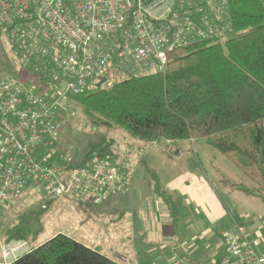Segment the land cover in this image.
Segmentation results:
<instances>
[{
    "label": "built area",
    "instance_id": "1",
    "mask_svg": "<svg viewBox=\"0 0 264 264\" xmlns=\"http://www.w3.org/2000/svg\"><path fill=\"white\" fill-rule=\"evenodd\" d=\"M188 1L0 0V27L22 67L41 68V82L69 96L103 76L108 83L111 72H164L168 50L218 33L210 15L197 22L188 11L175 9ZM58 113L57 99L42 86L0 75V225L11 196L36 188H44L49 198L70 197L81 204L124 192L126 171L110 155L81 163L50 156ZM218 236L224 247L215 264H264V252L244 225L222 227ZM9 243L0 248L5 264L30 247L22 239Z\"/></svg>",
    "mask_w": 264,
    "mask_h": 264
},
{
    "label": "trees",
    "instance_id": "2",
    "mask_svg": "<svg viewBox=\"0 0 264 264\" xmlns=\"http://www.w3.org/2000/svg\"><path fill=\"white\" fill-rule=\"evenodd\" d=\"M180 2L175 9L195 21L206 15V0ZM220 3L221 0H218ZM224 13L211 12L223 34L211 33L167 51L164 72L118 78L108 86L85 88L69 95L81 106L91 127H121L133 138L173 144L205 138L252 183L240 186L264 199V0H223ZM218 26V25H217ZM27 70L43 78L41 68ZM121 76V75H120ZM115 146L106 136L88 144L73 163L93 155H110ZM151 172V169H149ZM157 194L168 203L176 224L177 208L150 173ZM239 187V186H238ZM53 198H47V204ZM46 204V203H45ZM80 205H88L81 204ZM46 205L26 210L6 240L25 239L41 230L38 220ZM10 264H125L65 234L55 233L14 258Z\"/></svg>",
    "mask_w": 264,
    "mask_h": 264
},
{
    "label": "rangeland",
    "instance_id": "3",
    "mask_svg": "<svg viewBox=\"0 0 264 264\" xmlns=\"http://www.w3.org/2000/svg\"><path fill=\"white\" fill-rule=\"evenodd\" d=\"M206 1V14L224 13L221 6L223 0L220 3L218 0ZM215 24L218 25L217 34H223L219 27L221 22L216 21ZM0 75L18 79L36 88L42 86L43 90L57 99L58 127L48 142L52 158L78 160L87 150L90 141L106 136L115 146L114 155L117 152L121 158L131 161V187L139 190V194L134 196L135 200L125 204L123 200L126 197L117 196L129 194V188L101 203L88 205H80L70 197H56L47 204L49 197L42 187L30 193L11 196V202L4 207L0 225V248L1 245H10L12 239L6 240L7 230L16 224L21 214L46 205L38 220L41 230L36 234L31 231L25 237L30 246H36L61 232L105 255H120L125 264H215L222 254V243L214 226L204 225L200 220L201 214L193 211L191 200L195 198L198 204L204 203L207 208L211 203L216 211L226 213L244 225L250 231L257 249L264 252V199L247 194L240 188L252 186L251 181L210 146L205 138L181 139L169 144L133 138L121 127L102 126L94 129L73 97L61 95L55 85L42 83L36 75L22 67L15 57L4 27H0ZM112 78V75L107 76L108 83L102 85L108 86ZM135 141L142 142L143 147L132 145ZM148 167L152 168L150 173L157 174L160 188L173 195L180 211V231L176 236H169L170 218L167 219L161 211L165 208L164 200L153 193L155 181L148 175ZM192 175L206 182V187L194 180ZM175 179L189 182L183 183V188L176 186L171 190L168 183ZM182 189H187L188 195ZM114 197L119 201H115ZM187 227L193 231L190 236L193 244L188 249L183 245L186 239L181 237V232L187 230ZM184 233L188 236L186 231ZM128 243L132 247L126 246Z\"/></svg>",
    "mask_w": 264,
    "mask_h": 264
},
{
    "label": "crops",
    "instance_id": "4",
    "mask_svg": "<svg viewBox=\"0 0 264 264\" xmlns=\"http://www.w3.org/2000/svg\"><path fill=\"white\" fill-rule=\"evenodd\" d=\"M132 145H134V146H136V147H143V143L142 142H138V141H135V142H133V143H131ZM115 161H116V159L118 160V163H117V161H116V163L122 168V169H124L125 171H126V175H127V182H126V188L125 189H128L129 188V194L128 193H126L125 195H123V196H117V197H126L124 200H123V202H124V204L125 203H128V202H130V201H134L135 200V197L134 196H136L135 194H139V190H136V189H132V187H131V183H130V163H131V161L129 160V159H127V158H121L120 157V155L116 152V155H115ZM149 169H151L152 170V168H150V167H148V168H146V170H147V172H148V175L150 174V170ZM157 175V174H156ZM150 178H151V174H150ZM192 178L194 179V180H197V181H200L201 182V184L203 185V186H205L206 187V182H203L202 181V179L201 178H199L198 176H196V175H192ZM152 181H153V179H151ZM189 181H184V179H179V180H177V179H175V180H172L170 183H168V188H170L171 190H174L173 188L174 187H176V186H180L181 188H183V183H188ZM133 185H134V182H133ZM139 185V184H138ZM167 188V189H168ZM152 190H153V193L157 196V197H160V199L163 201V203L165 204V208H162L161 209V211L162 212H164V216L167 218V219H169L170 218V223H169V226L171 227V233L169 234V236H176L177 235V233H179V231H180V229H179V226H178V222H180V211H179V209H178V207H177V205H176V202H175V200H174V198H173V195L168 191V190H166V189H164V188H161V190H163V191H165V193L167 194V197H168V199L170 200V202H173L174 204H175V206H176V208H177V218H178V221H177V223L175 224L174 223V221H173V217H171V212H170V209H169V205H168V203H166V201H165V199L163 198V197H161V195L160 194H157L156 193V190H155V188H153L152 187ZM182 191H183V193L184 194H187L188 195V193L186 192L187 191V189H182ZM127 192V191H126ZM209 195H210V197H211V193H209ZM114 196V195H113ZM113 196H110V197H113ZM130 196H133L132 198L130 197ZM117 197H114L116 200L115 201H119V200H117ZM128 197V198H127ZM128 199V200H127ZM156 201H157V199H156ZM158 202V201H157ZM191 204H193V206H194V208H193V211L194 212H197V213H200L201 214V221H202V223L204 224V225H207V226H210V225H213L214 226V228H215V231H217L218 232V230L220 229V228H222V227H231L234 223H239L238 221H236V220H234L232 217H230V216H228V214H226V213H221V212H218V211H216V208L214 207V206H211V203H210V206H208L207 208H206V206H205V204L204 203H201V204H198V202L196 201V199L195 198H192V200H191ZM197 208H199V210L197 209ZM159 209V208H158ZM196 224H198L197 222H196ZM217 224V225H216ZM240 224V223H239ZM220 227V228H219ZM172 228L174 229V232L172 231ZM218 228V229H217ZM177 231H176V230ZM188 230V231H187ZM187 230L185 229L184 230V232L186 231L187 232V235L188 236H186L185 235V233L184 232H181V237H183V238H185L186 240H183V245H184V247L185 248H190L191 246H192V244L193 243H191L192 242V240H191V234H192V232L193 231H190L189 229H188V227H187ZM196 234H198V235H201V233L199 234L198 232L196 233ZM218 234V233H217ZM220 239V238H219ZM220 241H221V239H220ZM221 243H222V241H221ZM126 246H128V247H132L131 245H129V243L126 245ZM33 246L31 245L30 247H29V249H31ZM222 247H224L223 246V243H222ZM28 249V250H29ZM222 253H223V251H222ZM222 255V254H221ZM118 256H120V255H115V256H113V257H115V258H117ZM118 259V258H117ZM124 259V258H123ZM123 259H122V261H123ZM129 261H131L130 260V258L128 259ZM0 264H3L4 263V259H3V257H2V255H1V250H0ZM134 262V261H133Z\"/></svg>",
    "mask_w": 264,
    "mask_h": 264
},
{
    "label": "water",
    "instance_id": "5",
    "mask_svg": "<svg viewBox=\"0 0 264 264\" xmlns=\"http://www.w3.org/2000/svg\"><path fill=\"white\" fill-rule=\"evenodd\" d=\"M106 80V76H103L97 83L96 86L100 87Z\"/></svg>",
    "mask_w": 264,
    "mask_h": 264
},
{
    "label": "bare ground",
    "instance_id": "6",
    "mask_svg": "<svg viewBox=\"0 0 264 264\" xmlns=\"http://www.w3.org/2000/svg\"><path fill=\"white\" fill-rule=\"evenodd\" d=\"M167 63V62H166Z\"/></svg>",
    "mask_w": 264,
    "mask_h": 264
}]
</instances>
